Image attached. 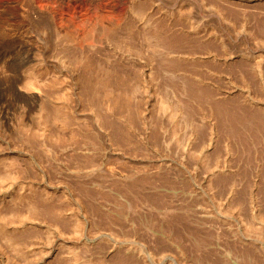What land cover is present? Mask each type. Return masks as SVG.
<instances>
[{"label":"rangeland","instance_id":"1","mask_svg":"<svg viewBox=\"0 0 264 264\" xmlns=\"http://www.w3.org/2000/svg\"><path fill=\"white\" fill-rule=\"evenodd\" d=\"M1 107L0 264H264V0H0Z\"/></svg>","mask_w":264,"mask_h":264},{"label":"bare ground","instance_id":"2","mask_svg":"<svg viewBox=\"0 0 264 264\" xmlns=\"http://www.w3.org/2000/svg\"><path fill=\"white\" fill-rule=\"evenodd\" d=\"M155 36V35H154ZM156 36H158V35H156ZM155 36V37H156ZM159 37V36H158ZM162 39V38H161ZM178 40H179V38H176V39H171V38H167L165 41L167 42V44L169 45V46H172V45H176L177 43H178ZM162 41H164V40H162ZM154 42V41H153ZM165 42V43H166ZM161 43V42H160ZM159 43V44H160ZM164 43V44H165ZM167 45V46H168ZM32 87H34V85H32ZM125 88H127V87H125ZM33 89V88H32ZM33 90H35V91H37L35 88L33 89ZM128 90V89H127ZM122 91H125V90H122ZM37 93L39 94V92L37 91ZM2 104H4L3 102H2ZM110 108H118L122 113H124V112H126V113H130L131 114V110H130V108H128V103H127V100H125V99H121V100H117V102H115L114 100H111L110 101V103H109V105H108ZM3 109L4 108H0V114H2L3 113ZM184 109V107H183V105L180 107V109H177L178 110V112L179 111H182ZM55 117V116H54ZM58 120H59V118H57ZM121 136V135H120ZM121 139H122V137H121ZM125 139H126V137H125ZM121 142H122V140H121ZM0 164H1V162H0ZM3 179V176H1L0 175V180H2ZM30 183V182H29ZM33 183V182H32ZM31 183V184H32ZM31 184H27L28 186L29 185H31ZM34 185H36V184H34ZM23 188H24V186L23 185H21ZM31 187V186H30ZM32 187H33V185H32ZM22 189V188H21ZM27 189V188H26ZM28 189H29V187H28ZM37 189H33L32 188V191L34 192V191H36ZM9 191V190H8ZM38 191H40V190H37L36 192H38ZM10 192H12V191H10ZM10 192H7V193H5V195H3L4 197H3V199H1L0 201H4L7 197H9V196H11V195H8ZM46 192V194L48 195V192L47 191H45ZM21 198H25V196H20V197H18L17 198V200H19V199H21ZM47 209H49V210H51V209H53V205H51L50 203H47L46 204V206H45ZM27 211H28V215L29 216H31V215H34V214H36V215H39V214H41L40 213V211L33 205V204H30L29 205V207H28V209H27ZM50 215H48V216H50V218H52V220H54V221H56L55 223H58V220H59V218H60V216L56 213V212H51V213H49ZM14 217V223H19V224H23L24 223V220H27V216L26 215H22V214H16V215H14L13 216ZM57 225V224H56ZM57 227H59V226H57ZM56 227V228H57ZM3 232H5V235H6V239L8 240V242L11 244V246H13L15 249H20V248H23V246L24 245H27L28 243H29V241H30V236L27 234V236H24L23 234L22 235H15V236H13V235H10L8 232H6V230L4 229L3 230ZM28 238H30V239H28ZM64 245V244H63ZM60 246H62V245H60ZM67 250H70V248H68L67 247ZM52 251H57V249L56 248H53V250ZM68 253H71L72 254V251L70 250ZM85 258V259H84ZM70 260H72V262H73V264H85V263H89V262H91L90 264H92L93 262H94V264H123V260L122 259H117V258H114V260H113V262H109L108 261V258L107 257H104V256H93V255H88V257L87 256H85V257H83V259L82 258H80V256H78V254H76V255H73V257L72 258H70ZM126 260V259H125ZM79 261H81V262H79ZM214 262V261H213ZM67 264H69L68 263V261L66 262Z\"/></svg>","mask_w":264,"mask_h":264}]
</instances>
